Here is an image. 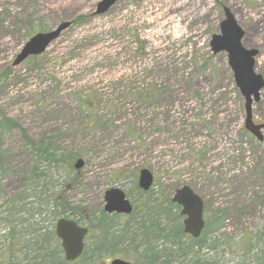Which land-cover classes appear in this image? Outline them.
<instances>
[{
  "label": "rangeland",
  "instance_id": "374dc122",
  "mask_svg": "<svg viewBox=\"0 0 264 264\" xmlns=\"http://www.w3.org/2000/svg\"><path fill=\"white\" fill-rule=\"evenodd\" d=\"M98 1L0 0V70L11 68L0 81V118H15L33 139L51 138L77 151L84 163L77 169L78 186L67 192L70 201L97 212L104 191L119 186L139 206L138 174L147 168L150 195L165 200L187 184L203 199L205 216L223 211L202 258L259 264L264 129L259 141L245 128L244 98L227 53L212 52L210 39L219 32L222 7H230L244 30L243 45L258 50L254 69L264 77V0H117L94 15ZM87 13L42 53L12 64L29 38V16L48 30ZM252 118L264 120V86ZM24 143L14 130L7 143L14 171L4 182L6 198L24 188L20 177L30 163ZM31 212L23 214L24 224L50 225V215ZM10 225L0 224V235ZM125 253L104 259L130 260L132 251Z\"/></svg>",
  "mask_w": 264,
  "mask_h": 264
},
{
  "label": "trees",
  "instance_id": "16d2710c",
  "mask_svg": "<svg viewBox=\"0 0 264 264\" xmlns=\"http://www.w3.org/2000/svg\"><path fill=\"white\" fill-rule=\"evenodd\" d=\"M88 17L89 13L81 14L72 22ZM25 28V38L38 30H45L38 19L31 16L27 18ZM10 69L0 70V81L6 78ZM14 130L25 141L21 149L30 157V163L20 177L24 188L16 197L6 198L4 182L14 171L10 163L12 151L7 143ZM77 157V151L60 148L52 143L51 138L33 139L15 118L1 115L0 224L11 225L4 235H0V264H109L104 257L116 253L124 255L128 249L132 251L129 257L132 264L138 261L140 264H217L199 254L202 248L211 246L207 236L222 226L223 211L204 215V228L197 238L183 232V217L178 204L169 197L161 200L150 195L149 191H140L143 194L140 205L133 206L130 214L122 215L126 217L124 220L119 214L104 212L103 208L91 211L86 204L70 201L67 197V192L78 186L80 173L74 168ZM31 210L50 215V225L33 227L35 223L24 224V215ZM60 216L72 217L89 227L87 236L90 239L81 256L73 261L64 258L55 234V220ZM7 217L9 221L4 222ZM260 255L259 264H264V249ZM160 257H163L162 261Z\"/></svg>",
  "mask_w": 264,
  "mask_h": 264
},
{
  "label": "water",
  "instance_id": "95a60500",
  "mask_svg": "<svg viewBox=\"0 0 264 264\" xmlns=\"http://www.w3.org/2000/svg\"><path fill=\"white\" fill-rule=\"evenodd\" d=\"M117 0H99L93 10L94 15L107 11ZM223 18L219 24V32L211 36L210 47L212 52L225 51L228 64L232 70L234 81L244 98L245 128L258 140H263L262 123H254L252 119V103L257 101L260 90L264 86V77L254 69L256 48L245 47L242 43L244 35L243 28L238 24L231 8L224 5L222 8ZM71 24V20H64L56 27L38 31L31 35L14 57L12 64L17 65L30 55L42 53L45 48L59 36L62 30ZM82 158H78L74 167L76 169L83 165ZM153 182V175L147 168H141L138 174V186L147 190ZM103 209L106 213H131L133 206L126 193L119 186H111L104 191ZM171 200L180 205V213L184 216L182 220L183 231L193 237H198L204 227L203 200L193 189L184 184L175 189ZM55 234L60 241L64 258L67 261L79 257L84 248L85 236L88 227L78 224L73 218L60 216L55 221ZM110 264H130V261L121 257H114Z\"/></svg>",
  "mask_w": 264,
  "mask_h": 264
}]
</instances>
